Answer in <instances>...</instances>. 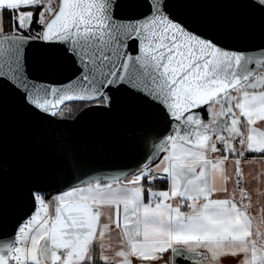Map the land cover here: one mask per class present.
Returning <instances> with one entry per match:
<instances>
[{
    "label": "snow or ice",
    "instance_id": "6c2138e0",
    "mask_svg": "<svg viewBox=\"0 0 264 264\" xmlns=\"http://www.w3.org/2000/svg\"><path fill=\"white\" fill-rule=\"evenodd\" d=\"M0 264H264V0H0Z\"/></svg>",
    "mask_w": 264,
    "mask_h": 264
},
{
    "label": "water",
    "instance_id": "95a60500",
    "mask_svg": "<svg viewBox=\"0 0 264 264\" xmlns=\"http://www.w3.org/2000/svg\"><path fill=\"white\" fill-rule=\"evenodd\" d=\"M112 163L115 164V165H120V164L124 163V161H122V160H113Z\"/></svg>",
    "mask_w": 264,
    "mask_h": 264
},
{
    "label": "crops",
    "instance_id": "0c3cea01",
    "mask_svg": "<svg viewBox=\"0 0 264 264\" xmlns=\"http://www.w3.org/2000/svg\"><path fill=\"white\" fill-rule=\"evenodd\" d=\"M253 215H259V209L257 208L254 212H253Z\"/></svg>",
    "mask_w": 264,
    "mask_h": 264
}]
</instances>
